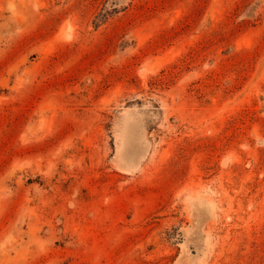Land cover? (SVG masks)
Wrapping results in <instances>:
<instances>
[{"label": "rangeland", "instance_id": "1", "mask_svg": "<svg viewBox=\"0 0 264 264\" xmlns=\"http://www.w3.org/2000/svg\"><path fill=\"white\" fill-rule=\"evenodd\" d=\"M0 264H264V0H0Z\"/></svg>", "mask_w": 264, "mask_h": 264}]
</instances>
